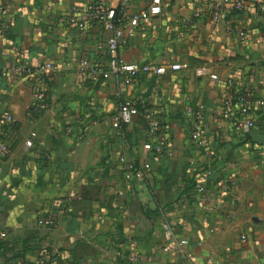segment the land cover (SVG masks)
Returning a JSON list of instances; mask_svg holds the SVG:
<instances>
[{
    "label": "crops",
    "instance_id": "1",
    "mask_svg": "<svg viewBox=\"0 0 264 264\" xmlns=\"http://www.w3.org/2000/svg\"><path fill=\"white\" fill-rule=\"evenodd\" d=\"M0 1L11 17L0 38V143L9 148L0 155V233H6L0 264H264V106L256 103L264 96V8L253 13L264 0H246L247 12L225 16L227 24L247 29L245 44L209 21V0H160L161 12L118 53L142 65L172 52L189 66L142 75L129 85L117 76L103 79L94 69L107 64L95 43L110 31L98 23L79 30L59 21L71 6L91 0ZM102 1L112 7L119 2ZM151 1L137 0L133 12ZM192 15L194 25L183 29ZM83 59L90 68L80 71ZM23 61L55 67L43 78L42 108L33 104V79L10 74ZM232 90L246 93L253 127L236 131L234 118L214 113ZM123 98L156 107L168 132L163 157L144 149L147 121L141 115L122 137L113 135L110 116ZM194 103L204 106L201 123L214 156L207 182L217 201L213 208L194 190L206 159L191 142L184 115ZM7 114L10 127L4 125ZM119 154L147 162L144 179L126 182ZM49 214L53 226L37 223ZM165 223L174 239L188 240L189 258L162 250Z\"/></svg>",
    "mask_w": 264,
    "mask_h": 264
},
{
    "label": "built area",
    "instance_id": "2",
    "mask_svg": "<svg viewBox=\"0 0 264 264\" xmlns=\"http://www.w3.org/2000/svg\"><path fill=\"white\" fill-rule=\"evenodd\" d=\"M137 0H119L115 7L106 5L102 0H91L82 6H71L68 12L59 18L60 22L75 25L79 30H82L86 25L98 23L105 29L110 31V34L103 40L95 43V48L101 53H105L108 57L106 66H96L95 71H98L103 79L110 76L122 78L126 84L137 80L140 76L162 75L168 71H177L187 69L188 63L178 61L175 54L166 52L154 60H150L145 64L136 65L127 62L119 55L120 47L126 45L128 41L135 35L137 28L141 24H147L153 15L161 12L160 0H152L151 3L138 11L133 12L134 4ZM208 18L213 24L223 25L225 34L229 38H233L239 43L245 44L249 40L247 29L239 23L234 25L227 24L225 16L228 13H245L248 10L246 0H209L208 1ZM264 8L260 4L253 13L255 17ZM195 22V15L182 21L183 29L191 28ZM11 25V17L7 11L6 5L0 1V38H2ZM68 64V63H67ZM95 66V65H94ZM54 65L51 62H41L31 65L28 62H21L13 65L9 71L11 75L29 77L33 79L32 96L35 108H42L45 104V85L43 78L53 71ZM80 71L89 69L90 65L87 60L78 62ZM214 79H217L215 76ZM231 79L226 80L228 85ZM153 96L156 102H161V97L157 93V89H153ZM259 106H264V96L256 100ZM202 103L189 104L184 109V115L189 121V135L191 142L198 148L203 149L206 157L203 164L205 168L200 179L195 183L194 190L200 201L208 207H214L217 204L216 199L207 187L208 180L213 175V160L214 156L211 149L208 147V132L203 123H201ZM142 108V109H141ZM154 105H141V102L132 98H123L116 110L110 116V126L112 133L116 137H122L125 126L137 116L142 115L147 121L146 137L147 142L143 145L144 149L152 152L157 157H163L166 154L168 146V132L166 127L161 123ZM217 115H222L229 118H234L233 128L236 131L253 127L254 121L251 115V106L247 95L242 90H232L228 97L221 102L214 110ZM13 117L10 114L5 115L4 125L10 127L13 125ZM31 145V141L27 142ZM261 154L264 156V142L260 145ZM9 153V148L5 143H0V155L4 156ZM118 162L123 178L126 182L133 179H144L145 172L149 169L147 162L136 163L134 160H129L124 154H119ZM202 165V163H201ZM225 189L234 190V185H224ZM125 191H130L127 185ZM37 223L42 226L51 227L55 224L54 214L42 215L37 219ZM164 234L168 242L162 247L163 251H176L185 259L191 256L187 249L188 240L186 238L174 239L172 229L169 224L163 225ZM215 230V228L210 229ZM6 233H0V239H4ZM129 260L137 261L136 255H130ZM210 261V259H209Z\"/></svg>",
    "mask_w": 264,
    "mask_h": 264
},
{
    "label": "trees",
    "instance_id": "3",
    "mask_svg": "<svg viewBox=\"0 0 264 264\" xmlns=\"http://www.w3.org/2000/svg\"><path fill=\"white\" fill-rule=\"evenodd\" d=\"M142 109V108H141ZM142 116V115H141ZM136 162V161H135ZM137 163V162H136Z\"/></svg>",
    "mask_w": 264,
    "mask_h": 264
}]
</instances>
